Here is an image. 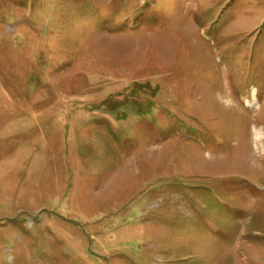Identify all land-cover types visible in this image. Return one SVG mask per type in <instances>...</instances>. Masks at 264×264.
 Here are the masks:
<instances>
[{"label":"rangeland","instance_id":"374dc122","mask_svg":"<svg viewBox=\"0 0 264 264\" xmlns=\"http://www.w3.org/2000/svg\"><path fill=\"white\" fill-rule=\"evenodd\" d=\"M261 131L264 0H0V264H264Z\"/></svg>","mask_w":264,"mask_h":264},{"label":"bare ground","instance_id":"6f19581e","mask_svg":"<svg viewBox=\"0 0 264 264\" xmlns=\"http://www.w3.org/2000/svg\"><path fill=\"white\" fill-rule=\"evenodd\" d=\"M263 132L261 131V132H259V136H260V138H262V136H263Z\"/></svg>","mask_w":264,"mask_h":264},{"label":"trees","instance_id":"16d2710c","mask_svg":"<svg viewBox=\"0 0 264 264\" xmlns=\"http://www.w3.org/2000/svg\"><path fill=\"white\" fill-rule=\"evenodd\" d=\"M3 11H4V12H6V11H7V9L4 7V8H3ZM4 14H6V13H4Z\"/></svg>","mask_w":264,"mask_h":264}]
</instances>
